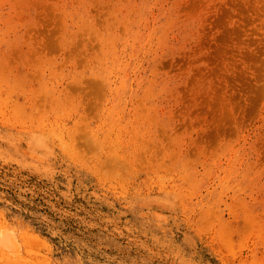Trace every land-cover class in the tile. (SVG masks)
<instances>
[{
  "label": "rangeland",
  "instance_id": "374dc122",
  "mask_svg": "<svg viewBox=\"0 0 264 264\" xmlns=\"http://www.w3.org/2000/svg\"><path fill=\"white\" fill-rule=\"evenodd\" d=\"M0 264H264V0H0Z\"/></svg>",
  "mask_w": 264,
  "mask_h": 264
}]
</instances>
